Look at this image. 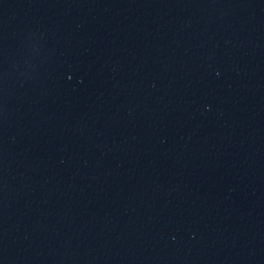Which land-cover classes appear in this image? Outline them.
Returning <instances> with one entry per match:
<instances>
[{"label": "water", "instance_id": "1", "mask_svg": "<svg viewBox=\"0 0 264 264\" xmlns=\"http://www.w3.org/2000/svg\"><path fill=\"white\" fill-rule=\"evenodd\" d=\"M0 264H264V0H0Z\"/></svg>", "mask_w": 264, "mask_h": 264}]
</instances>
